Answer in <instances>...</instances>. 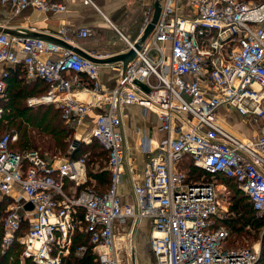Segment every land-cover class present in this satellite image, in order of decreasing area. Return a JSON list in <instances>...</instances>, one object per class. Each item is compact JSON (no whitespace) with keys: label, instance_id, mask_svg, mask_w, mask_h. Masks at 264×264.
Segmentation results:
<instances>
[{"label":"built area","instance_id":"2783aa9c","mask_svg":"<svg viewBox=\"0 0 264 264\" xmlns=\"http://www.w3.org/2000/svg\"><path fill=\"white\" fill-rule=\"evenodd\" d=\"M81 1L99 8L97 0ZM0 3L10 4L16 13L30 5L49 12L67 9L60 0ZM161 4L160 17L144 41L141 36L154 6L147 9L139 35L134 40L124 36L135 55L125 68L123 62L119 64L112 88L100 80V64L81 53L52 39L0 30V95L7 88L9 68L23 64L29 79L41 78L49 85L46 93L28 102L54 103L74 128L79 129L94 105H100L91 136L84 141L97 138L102 143L112 173L106 192L91 187L79 190L88 180L86 157L50 159L37 149L15 150L11 143L18 133L2 134L3 252L19 243L21 257L33 264H63L76 233L88 231L100 264H126L131 232L117 235L116 229L149 219L155 264L260 260V245L226 247L229 229L217 225L229 212L223 196L226 189L207 176L222 173L251 199L260 216L264 214V1L161 0ZM74 33L88 37L92 28L82 26ZM60 39L74 42L65 29ZM76 90L91 97L80 99ZM127 103L154 109L164 136L142 139L147 155L144 174L133 183V200L123 202L118 184L126 152L123 106ZM224 105L258 124L257 132L244 135L235 130L219 113ZM2 113L0 107V118ZM77 144L74 141L69 151ZM87 250V245L79 244L75 254Z\"/></svg>","mask_w":264,"mask_h":264},{"label":"crops","instance_id":"0c3cea01","mask_svg":"<svg viewBox=\"0 0 264 264\" xmlns=\"http://www.w3.org/2000/svg\"><path fill=\"white\" fill-rule=\"evenodd\" d=\"M60 1L66 2L67 9L59 12L43 11L30 5L20 13H16L10 4L0 3V23L16 30L34 32L39 34V37L49 40L51 37L60 38L61 31L65 29L73 36L72 45L86 53L105 59L128 50L124 36L129 38V35L134 33L132 29L136 20H141L140 27L132 39L139 35L147 9L155 4V0H97L99 8H96L81 0ZM183 1L187 3V0ZM184 11L189 12L188 8H185ZM82 26L96 29L98 38L87 41L92 34L88 37L75 35L74 31ZM120 63L122 62L99 63L100 80L108 88L117 84ZM74 92L77 97L83 100H88L91 97L81 90ZM100 110V105H94L88 113L86 121L79 127V131L91 130ZM123 113L126 152L118 193L122 201L125 202L133 200V183L141 179L144 174L147 155L142 148V139L146 137L160 139L164 136V132L159 129V119L154 109L145 108L136 103H127L123 106ZM219 113L235 130L244 132V135L256 133L259 128L258 124L250 122L232 107L224 105L220 107ZM181 166L185 168L184 163Z\"/></svg>","mask_w":264,"mask_h":264},{"label":"trees","instance_id":"16d2710c","mask_svg":"<svg viewBox=\"0 0 264 264\" xmlns=\"http://www.w3.org/2000/svg\"><path fill=\"white\" fill-rule=\"evenodd\" d=\"M83 76L84 79H87L85 75ZM48 88L49 85L41 78L29 79L23 64L11 66L7 78V88L4 94L0 95V107L3 110L0 126L7 129L0 132V136L13 130L18 133V139L11 143L12 149H37L43 157L50 159L63 155L74 159L86 157L87 171L90 177L86 183L79 187V190L93 184L98 185V188L94 189L100 193L106 192L111 186L112 173L108 168L109 154L102 143L97 138H95L94 144L93 141L80 140L75 149L70 152L69 146L74 142L75 129L67 123L62 110L54 103L30 104L28 102L30 97L44 94ZM90 163L93 164V168H90L91 171H89ZM95 165L97 168H94ZM94 169L96 171H93ZM196 173L200 175L201 170L196 169ZM207 178L226 179L222 173H217L213 177L208 175ZM240 192L244 196L237 200L234 197L230 198L227 216L219 218L217 221L218 226H225L229 229L226 245L231 242L229 238L232 233L240 234L244 230L260 229L264 226V214L260 216L251 199L241 189ZM245 198L247 201L242 204L241 201ZM79 244L88 246V250L83 255L75 254V248ZM92 246L90 232L78 231L75 235L72 252L65 256L63 264H100ZM22 251L23 246L19 243L12 245L4 252L0 248V264H33L30 259L21 257ZM256 264H264V238L261 257Z\"/></svg>","mask_w":264,"mask_h":264},{"label":"rangeland","instance_id":"374dc122","mask_svg":"<svg viewBox=\"0 0 264 264\" xmlns=\"http://www.w3.org/2000/svg\"><path fill=\"white\" fill-rule=\"evenodd\" d=\"M248 1H255V0H248ZM8 10V9H6ZM140 22L141 20H136L134 21V33L129 35L130 40H134L136 34L138 32V28L140 27ZM92 35L90 38L87 39V41H93L97 37V30L93 29ZM0 132H3L7 129H4L2 126H0ZM75 129V139L74 141L77 140H84V137L89 136L91 133V130H86V131H79L78 128ZM237 130V129H236ZM79 132V133H78ZM241 133L244 134V132L240 131ZM91 136V135H90ZM93 141V142H92ZM93 144L96 142L95 138H91V141ZM72 144V143H71ZM70 144V145H71ZM70 147V146H69ZM64 156V155H63ZM93 164H89V171H91V167ZM93 168V167H92ZM94 168H97L95 165ZM88 174V178H89ZM218 182H220L221 189L223 191L226 189V194L223 193V196L226 200H231L230 198L234 197L236 200L239 199L240 197H243V193L240 192V188L231 180L228 179H219ZM91 188H98V185H90ZM246 198L241 201L242 204L246 203ZM223 208V207H222ZM264 221V220H263ZM132 222H128V225L126 226V229L123 228H117L116 229V234L119 235L120 233L125 232H131V237L129 239H126V241L129 243V250L128 253H130V259L126 264H133L132 262V252L135 253V264H155L153 255L151 253V248H150V237L152 233V227L150 225V220L145 219L142 221H139L135 226L132 225ZM264 225V224H263ZM264 238V226H262L260 229L255 228V229H250V230H244V232L240 234L232 233L230 236V243L226 245V247H232V246H251V247H256L260 245L261 250H262V241ZM123 264V263H120Z\"/></svg>","mask_w":264,"mask_h":264},{"label":"water","instance_id":"95a60500","mask_svg":"<svg viewBox=\"0 0 264 264\" xmlns=\"http://www.w3.org/2000/svg\"><path fill=\"white\" fill-rule=\"evenodd\" d=\"M161 10H162V4H161V0H155V4H154V13H153V17L150 21V23L148 24V26L146 27L144 33L141 36V41H144L148 35L153 31L155 24L157 23L160 14H161ZM0 30L5 31L9 34L12 35H33V36H38L39 34H36L34 32H30L27 30H16L13 29L11 27H9L8 25H0ZM52 40L68 47L69 49L75 50L79 53H81L82 55H84L85 57L97 62V63H105V62H115V61H121L123 62V67L125 68L127 62L135 55V50L134 49H129L127 51H125L124 53H120L114 56H111L109 58H105L102 59L100 57H96L94 55H91L89 53H86L85 51H83L82 49H80L79 47H76L72 44H69L67 42H65L64 40L57 38V37H51ZM139 46V45H137ZM146 90H148V88L145 85H142ZM75 142H79V140H75ZM27 208H32L31 204H27ZM132 262L133 264H135V253L132 252Z\"/></svg>","mask_w":264,"mask_h":264}]
</instances>
